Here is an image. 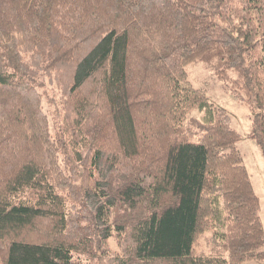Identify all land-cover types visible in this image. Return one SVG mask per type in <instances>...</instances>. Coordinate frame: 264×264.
I'll return each mask as SVG.
<instances>
[{
	"label": "trees",
	"instance_id": "obj_1",
	"mask_svg": "<svg viewBox=\"0 0 264 264\" xmlns=\"http://www.w3.org/2000/svg\"><path fill=\"white\" fill-rule=\"evenodd\" d=\"M197 63L264 155V0H0V264L264 261L240 134L187 85Z\"/></svg>",
	"mask_w": 264,
	"mask_h": 264
},
{
	"label": "rangeland",
	"instance_id": "obj_2",
	"mask_svg": "<svg viewBox=\"0 0 264 264\" xmlns=\"http://www.w3.org/2000/svg\"><path fill=\"white\" fill-rule=\"evenodd\" d=\"M23 60L25 63L34 66V72L40 76L39 80L44 81L47 93L55 96V98H59L57 104L61 107L60 99L62 96L59 94L61 91L60 75L56 72L52 73L50 78H45V73H38V59L34 54L27 51L23 53ZM187 72V85L192 88L202 89L206 94V98L213 105L226 109V111L232 116V127L241 137V140L236 144V148L244 160L243 163L248 171L255 193L260 200V218L264 227V155L256 142L248 137L251 130L250 112L241 100L234 97L230 89L223 82L216 79L212 72L203 64H193L187 68ZM63 73H65L64 77H66L68 74V68L65 72L63 71ZM45 107L47 108V105H45ZM196 114L197 113L193 111L191 116ZM197 118H201L199 113ZM206 236L207 234L199 240L198 246H196V251L206 247V242L204 241ZM108 243L110 249L114 253L121 255V249L117 246L114 240H109ZM259 264H264V261Z\"/></svg>",
	"mask_w": 264,
	"mask_h": 264
},
{
	"label": "crops",
	"instance_id": "obj_3",
	"mask_svg": "<svg viewBox=\"0 0 264 264\" xmlns=\"http://www.w3.org/2000/svg\"><path fill=\"white\" fill-rule=\"evenodd\" d=\"M253 185V184H252Z\"/></svg>",
	"mask_w": 264,
	"mask_h": 264
}]
</instances>
